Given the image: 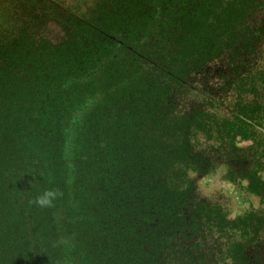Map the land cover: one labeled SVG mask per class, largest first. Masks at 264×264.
I'll use <instances>...</instances> for the list:
<instances>
[{"label": "trees", "instance_id": "1", "mask_svg": "<svg viewBox=\"0 0 264 264\" xmlns=\"http://www.w3.org/2000/svg\"><path fill=\"white\" fill-rule=\"evenodd\" d=\"M2 1L0 264H264V0Z\"/></svg>", "mask_w": 264, "mask_h": 264}, {"label": "rangeland", "instance_id": "2", "mask_svg": "<svg viewBox=\"0 0 264 264\" xmlns=\"http://www.w3.org/2000/svg\"><path fill=\"white\" fill-rule=\"evenodd\" d=\"M3 0L2 2H4ZM10 1V0H9ZM28 1L31 8L36 10V15H46L51 20L45 23L43 31L46 34L58 37L61 35L62 27L53 22V18L73 14L78 6L86 9L94 0H24ZM68 6L73 7L69 9ZM78 17L77 14H73ZM28 18H31L28 15ZM264 132V127L261 128ZM202 181H206L202 186ZM244 182H232L225 177L224 167L215 172L202 176L197 182L198 194L214 203L225 207L233 216H240L248 213L251 209L264 208V201L254 194L248 192Z\"/></svg>", "mask_w": 264, "mask_h": 264}, {"label": "clouds", "instance_id": "3", "mask_svg": "<svg viewBox=\"0 0 264 264\" xmlns=\"http://www.w3.org/2000/svg\"><path fill=\"white\" fill-rule=\"evenodd\" d=\"M192 175H195L193 172ZM206 181H202V186ZM61 195V193L56 189H46L40 195H38L34 203L40 208L51 207L54 201Z\"/></svg>", "mask_w": 264, "mask_h": 264}]
</instances>
